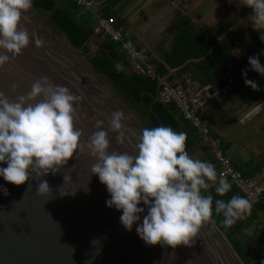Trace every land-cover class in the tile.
<instances>
[{
	"label": "clouds",
	"instance_id": "9594fccd",
	"mask_svg": "<svg viewBox=\"0 0 264 264\" xmlns=\"http://www.w3.org/2000/svg\"><path fill=\"white\" fill-rule=\"evenodd\" d=\"M243 3L252 10L248 19L252 28L262 34L260 38L264 42V0H243ZM32 7L33 0H0V50H3L0 68L11 62L9 54L14 59L28 48L29 32L21 22L29 21L25 13ZM33 36L35 46L40 47L43 39ZM248 63L253 71L264 76L259 56L249 57ZM115 67L123 71L121 63ZM243 75L245 84L258 90V84L247 78L246 71ZM17 87L13 84L12 91ZM78 100L67 87L54 85L47 77L36 79L31 91L14 102L0 92V163L7 164L6 168H0V176L10 184L21 186L28 182L31 172L38 181V194L46 197L51 189L41 178L57 174L78 150L82 152L86 147L96 161L91 165L92 175L99 177L110 194L106 204L121 211L120 222L128 231L140 221L144 208L139 205L143 202L148 211L136 231L145 244L172 249L181 245L191 247L193 238L213 215V197L202 194V190L207 192L216 185L215 191L222 197L230 191L231 184L224 178L217 184L214 165L191 158L186 151V133L168 126L144 128L136 155L110 152L109 133L103 130L100 120L95 121L97 130L87 144H82L83 133L74 126V120L78 119L74 102ZM123 118L122 111H114L109 121L110 130L118 133L117 144H123L125 139L121 131ZM70 179L64 176L65 183ZM0 192L9 194L2 186ZM68 194L60 193L62 197ZM250 209L249 200L238 195L227 202L215 201V213L223 214L225 228L233 226Z\"/></svg>",
	"mask_w": 264,
	"mask_h": 264
},
{
	"label": "water",
	"instance_id": "95a60500",
	"mask_svg": "<svg viewBox=\"0 0 264 264\" xmlns=\"http://www.w3.org/2000/svg\"><path fill=\"white\" fill-rule=\"evenodd\" d=\"M25 15L29 21L21 23L29 32V46L14 59L9 54L11 62L0 68V92L14 102L31 91L36 79L47 77L79 97L74 102L78 114L74 126L83 133L82 144H87L97 130L95 121L100 120L109 133L110 152L136 155L146 121L82 55L91 43L81 52L37 11L31 9ZM33 34L43 39L40 47L35 46ZM13 84L18 85L15 92ZM114 111L124 113L123 144L116 143L118 133L110 130ZM95 162L86 147L78 150L57 174L41 178L51 189L46 197L38 194V181L31 172L21 186L0 176V186L9 193L0 192V264H245L212 217L202 225L191 247L145 244L136 228L147 215V206L141 202L144 213L128 231L120 222L121 211L106 204L111 198L106 186L91 173ZM6 167L0 163V168ZM64 176L71 179L65 183ZM60 193L69 194L62 197ZM93 240L97 242L93 244Z\"/></svg>",
	"mask_w": 264,
	"mask_h": 264
},
{
	"label": "trees",
	"instance_id": "16d2710c",
	"mask_svg": "<svg viewBox=\"0 0 264 264\" xmlns=\"http://www.w3.org/2000/svg\"><path fill=\"white\" fill-rule=\"evenodd\" d=\"M32 9L37 11L40 16L47 17L49 23L55 26L60 34H64L71 44L81 52L96 35V26L92 15L88 12L84 13L85 11L78 7L73 0H33ZM106 14L115 16L117 24L120 27L124 26V21L118 20L114 13L107 12ZM188 21L183 16L178 18L179 27L170 32L173 34L171 49L163 52L162 61L155 60L154 62L152 60L160 75L168 76L170 70L178 69L179 77L188 73L190 78L199 80L204 87L209 84L224 86L228 77L239 76L243 73V65L236 55V30H234L235 23L233 21H229L225 28L218 30L205 27L195 29L190 27ZM132 42L134 43V41ZM99 48V52L95 55L89 54L88 51L82 52V55L96 71L109 80L120 99L129 103L137 112H141L147 128L168 126L178 133L182 132L181 129H187L189 134L187 135L186 151L190 154L196 144L195 141L198 140L196 135L199 138L200 134L190 122L185 120L175 104H165L156 99L159 91L157 81L135 73L127 53L120 44L105 37ZM117 63L123 65V71L116 70ZM169 78L171 82L179 85L174 76H169ZM182 82L185 87V81ZM200 115L202 120L207 122L206 115H203L202 112ZM244 174L248 177L255 176V174L248 175L245 172ZM209 183L211 184V182ZM231 189V193L236 195V189L232 184ZM202 194H211L213 197V220L244 263L253 264L236 241V233L231 228L223 226V214L216 215L215 213V201L222 199L227 202L233 195L228 192L229 195L226 193L221 197L216 193L215 186H211L207 192L202 190Z\"/></svg>",
	"mask_w": 264,
	"mask_h": 264
},
{
	"label": "crops",
	"instance_id": "0c3cea01",
	"mask_svg": "<svg viewBox=\"0 0 264 264\" xmlns=\"http://www.w3.org/2000/svg\"><path fill=\"white\" fill-rule=\"evenodd\" d=\"M98 1L102 4L105 13H114L118 20L124 21L122 27L127 31L131 41L140 47L148 46L149 49L147 47L146 49L149 50L150 57L154 62L155 60L162 61L163 52L172 47L173 37L169 40L170 42H162L154 48L149 47L148 44V42L151 43L155 40L156 34L159 32V30L157 32L153 30V25L156 23L155 19L162 17L166 19L165 22H162V19L157 20L155 25L160 27V25L164 26L172 16L169 13L170 10L165 12L160 7L163 6L158 3L160 0ZM168 1L166 0V4H164L173 11L171 5L173 3L169 5ZM171 1L175 2V0ZM206 1H203V5ZM202 15L208 16L207 12L204 13V11ZM211 28L213 27L208 29ZM168 31L170 34V30ZM104 38L95 35L91 42L95 39L94 41L100 40L101 43ZM148 38L149 40H147ZM236 49L238 50L237 47ZM237 52L236 55L243 65V73L246 71L247 78L258 84V90H253L245 84L243 73L239 76L228 77L224 86L209 84L204 87L199 80L190 78L188 73L179 77L177 75L178 69L170 70L168 76H174L175 81L183 87L182 81H185L184 89L188 95L201 98V112L206 115L207 122L213 129V134L222 141L227 155L232 159L235 166L248 175L255 174L254 177L264 179V76L253 71L248 63V58L242 60ZM259 60L264 66V55L259 56ZM181 130L186 135L189 134L187 129ZM196 138L198 140L195 141L196 144L189 156L193 159L212 163L217 172L216 183L218 184L221 178L218 175L219 167L213 154L202 143L200 137L198 138L196 135ZM229 192L233 196L235 195L231 191ZM230 228L236 233V241L248 255L251 263L264 264V216L259 207L251 204V209Z\"/></svg>",
	"mask_w": 264,
	"mask_h": 264
},
{
	"label": "built area",
	"instance_id": "2783aa9c",
	"mask_svg": "<svg viewBox=\"0 0 264 264\" xmlns=\"http://www.w3.org/2000/svg\"><path fill=\"white\" fill-rule=\"evenodd\" d=\"M76 5L88 11L95 22V33L109 38L122 46L127 53L133 67V71L139 75H145L155 79L159 87V99L165 104H175L186 121L199 132L201 141L212 152L218 165V175L229 181L236 189V195L249 200L259 207L264 216V179L261 177H248L237 168L232 159L227 155L222 141L216 137L211 126L201 118V98L191 97L181 86L176 85L168 76H162L157 72L156 65L152 62L149 51L133 43L127 31L117 24L115 16H108L102 4L98 0H73Z\"/></svg>",
	"mask_w": 264,
	"mask_h": 264
},
{
	"label": "rangeland",
	"instance_id": "374dc122",
	"mask_svg": "<svg viewBox=\"0 0 264 264\" xmlns=\"http://www.w3.org/2000/svg\"><path fill=\"white\" fill-rule=\"evenodd\" d=\"M203 1L204 0H175V2H173L169 0V5L173 3L171 4L173 6L172 11L167 5L165 6L166 0H160L158 3L163 5L160 7L163 8L165 12L170 10L169 13L172 14V16H170L169 21L166 22L164 26L160 25V27L155 25L157 20L162 19V22H165L166 19L163 17L155 19L156 23L153 25V30L155 32L159 30V32L156 34L153 42H148L150 45L149 47L154 48L159 46L162 42L165 43L169 41L171 37H173V34H169L168 30L172 32L179 27L177 20L180 16H183L184 19L189 20L190 27H194L195 29L200 27H213L214 30H218L225 28L229 21H233L235 23L234 30H236L235 45L238 48L236 51H238L237 53H239L241 59L244 60L245 58L264 55V42H262L260 38L262 34L252 28V22L248 18L253 12L250 8L244 6L243 0H207L205 5H203ZM172 6L170 7L172 8ZM203 11L204 13L207 12V17L202 15ZM86 12L88 11L84 13ZM44 18L48 19L47 17ZM98 36L100 37V35ZM94 40L93 42L90 41L91 47L88 49V53L92 55L97 54L100 50V40ZM147 40H149V38ZM146 47L149 49L148 46H145V48Z\"/></svg>",
	"mask_w": 264,
	"mask_h": 264
},
{
	"label": "bare ground",
	"instance_id": "6f19581e",
	"mask_svg": "<svg viewBox=\"0 0 264 264\" xmlns=\"http://www.w3.org/2000/svg\"><path fill=\"white\" fill-rule=\"evenodd\" d=\"M169 77V76H168ZM170 79V78H169ZM212 132H213V129H212Z\"/></svg>",
	"mask_w": 264,
	"mask_h": 264
}]
</instances>
